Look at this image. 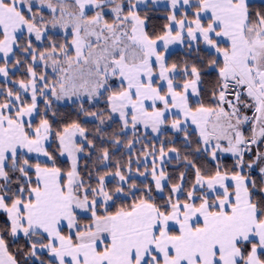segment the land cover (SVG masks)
<instances>
[{
  "label": "snow or ice",
  "instance_id": "1",
  "mask_svg": "<svg viewBox=\"0 0 264 264\" xmlns=\"http://www.w3.org/2000/svg\"><path fill=\"white\" fill-rule=\"evenodd\" d=\"M0 264H264V0H0Z\"/></svg>",
  "mask_w": 264,
  "mask_h": 264
}]
</instances>
